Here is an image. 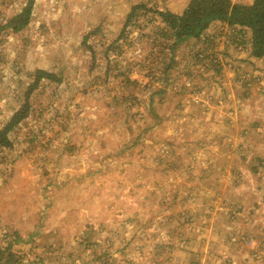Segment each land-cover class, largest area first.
Segmentation results:
<instances>
[{"label":"rangeland","instance_id":"obj_1","mask_svg":"<svg viewBox=\"0 0 264 264\" xmlns=\"http://www.w3.org/2000/svg\"><path fill=\"white\" fill-rule=\"evenodd\" d=\"M25 1L0 0V23ZM188 2L35 0L24 31L0 34V124L37 69L63 75L30 93L13 149L0 151V247L14 245L16 264H264V59L213 27L214 51L229 48L222 73L190 64L192 40L158 94L170 51L155 15L105 56L132 6ZM117 62L130 83L105 76Z\"/></svg>","mask_w":264,"mask_h":264},{"label":"trees","instance_id":"obj_2","mask_svg":"<svg viewBox=\"0 0 264 264\" xmlns=\"http://www.w3.org/2000/svg\"><path fill=\"white\" fill-rule=\"evenodd\" d=\"M34 1L35 0H26L19 11L0 23V34L7 30L11 31L13 34H19L24 31L32 22ZM147 15L151 17L154 15L156 16L154 19H150L151 30L157 35H160L162 44H164L163 51H170V53L167 54L169 58L168 65L162 70H158V74L153 75L152 81L156 82L158 78L157 80L161 84L158 94H164L171 84L167 73L172 70L170 66L175 65L176 52H174V50L180 45L183 46L192 40H194L196 44L191 48V53L186 56L190 59V64L205 66V63L209 62V66H212L211 69L222 73L224 67H222L220 63V55L227 58L228 54L226 52L229 48L226 45L220 51H214L216 44L214 37L216 34L212 33L213 27H219L222 29L221 31L225 32V39H227L228 45L241 46L238 48L239 50H241V48L243 50H249L247 49L249 45V55H251L252 58L264 59V0H253L250 5L240 2L236 3L233 0H189L181 12H173L168 9L158 11L147 8V5L144 3L132 6L131 11L126 17L125 24L121 29L120 35L106 48L105 56L108 62H110L108 58L110 52L118 51V53H122L119 48H123L121 47L123 40L126 41L129 35L126 34V28L133 26V29L140 18L146 17ZM88 37V35H85L84 41H87ZM120 41L121 45L119 44ZM90 50L92 51L91 48ZM226 64H229V62L227 61ZM113 71L114 76L116 78H121L125 84L132 81L130 79V73H126L125 65L121 62H117L114 70L105 71V76L111 75ZM254 71L261 73L258 77L262 80L264 79L262 76V72H264L263 66L254 68ZM60 72L61 71L54 72L45 69H37L34 72L33 81L28 85L25 91L23 102L9 118L0 124V151L13 149L14 138H11L8 134L27 118L26 116H28V111L30 110V93L44 80L62 82L63 75H61ZM150 104L156 105L158 103L155 99L151 98ZM199 123L201 124L202 121ZM15 234L17 235V233ZM18 241L19 238L17 242ZM91 244L95 245V243ZM14 250V245H12L11 242L4 248L0 247V264H16L15 257L12 254ZM103 256L109 258L111 254L103 252L100 258ZM34 262L35 264H45L41 258H38Z\"/></svg>","mask_w":264,"mask_h":264}]
</instances>
